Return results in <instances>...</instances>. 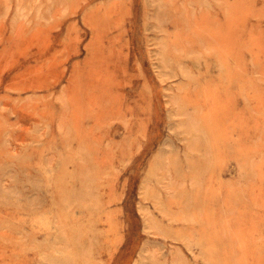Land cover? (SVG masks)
I'll list each match as a JSON object with an SVG mask.
<instances>
[{"label":"rangeland","instance_id":"rangeland-1","mask_svg":"<svg viewBox=\"0 0 264 264\" xmlns=\"http://www.w3.org/2000/svg\"><path fill=\"white\" fill-rule=\"evenodd\" d=\"M0 264H264V0H0Z\"/></svg>","mask_w":264,"mask_h":264}]
</instances>
